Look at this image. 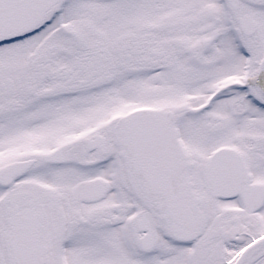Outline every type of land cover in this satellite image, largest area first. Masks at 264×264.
Segmentation results:
<instances>
[{
	"label": "snow or ice",
	"instance_id": "1",
	"mask_svg": "<svg viewBox=\"0 0 264 264\" xmlns=\"http://www.w3.org/2000/svg\"><path fill=\"white\" fill-rule=\"evenodd\" d=\"M0 264H264V0H0Z\"/></svg>",
	"mask_w": 264,
	"mask_h": 264
}]
</instances>
